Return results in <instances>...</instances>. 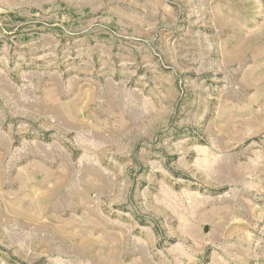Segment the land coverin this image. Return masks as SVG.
<instances>
[{"label":"rangeland","instance_id":"rangeland-1","mask_svg":"<svg viewBox=\"0 0 264 264\" xmlns=\"http://www.w3.org/2000/svg\"><path fill=\"white\" fill-rule=\"evenodd\" d=\"M0 264H264V0H0Z\"/></svg>","mask_w":264,"mask_h":264}]
</instances>
